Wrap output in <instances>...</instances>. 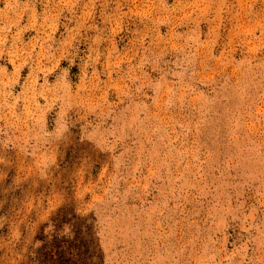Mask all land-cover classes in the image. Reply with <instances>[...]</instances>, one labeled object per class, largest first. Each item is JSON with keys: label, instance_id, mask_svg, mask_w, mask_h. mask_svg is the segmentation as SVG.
<instances>
[{"label": "rangeland", "instance_id": "374dc122", "mask_svg": "<svg viewBox=\"0 0 264 264\" xmlns=\"http://www.w3.org/2000/svg\"><path fill=\"white\" fill-rule=\"evenodd\" d=\"M0 264H264V0H0Z\"/></svg>", "mask_w": 264, "mask_h": 264}]
</instances>
